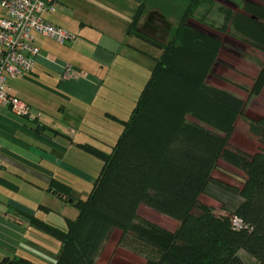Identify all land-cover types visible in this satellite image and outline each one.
<instances>
[{
	"label": "trees",
	"instance_id": "1",
	"mask_svg": "<svg viewBox=\"0 0 264 264\" xmlns=\"http://www.w3.org/2000/svg\"><path fill=\"white\" fill-rule=\"evenodd\" d=\"M197 3L188 0L182 5L187 13L181 21L193 14ZM243 8L242 15L253 26L246 29L237 22V27L264 52V7L245 1ZM144 10L145 3H141L130 29L162 52L154 59L128 119L121 121L110 150L87 146L101 160L91 190L74 203L71 187L54 181L50 191L76 204V218L67 219L64 232L36 218L33 222L58 237L61 252L55 264H95L114 229L137 243L127 245L145 258L137 264H245L240 250L256 264H264V116L248 122L258 143L256 151L232 146L228 138L236 118L245 113V101L205 83L212 72L217 40L190 27L188 20L185 25L193 35L184 26L171 31L157 10L147 12L139 26ZM161 33L169 39L162 41ZM263 86L261 68L251 94H258ZM219 163L240 171L242 183L234 185L215 177ZM208 183L242 201L230 213H216L204 200ZM139 206L173 220L176 226L170 230L139 215ZM0 264L33 263L5 257Z\"/></svg>",
	"mask_w": 264,
	"mask_h": 264
},
{
	"label": "crops",
	"instance_id": "2",
	"mask_svg": "<svg viewBox=\"0 0 264 264\" xmlns=\"http://www.w3.org/2000/svg\"><path fill=\"white\" fill-rule=\"evenodd\" d=\"M56 2L55 11L42 17L75 38L60 44L33 32L40 53L31 70L6 80L7 91L29 112L18 115L0 108V262L18 257L15 246L33 243L28 237L33 219L52 209L49 200L69 202L50 191L54 181L69 185L73 196L74 182L84 174L90 177L84 164L97 163L91 157L101 160L87 146L110 150L162 52L130 29L145 0ZM157 3L154 9L145 4L137 25L148 9L161 13V0ZM205 194L221 199L231 211L242 201L213 183L206 185ZM164 222L176 226L168 218ZM238 255L245 264H256L243 250Z\"/></svg>",
	"mask_w": 264,
	"mask_h": 264
},
{
	"label": "rangeland",
	"instance_id": "3",
	"mask_svg": "<svg viewBox=\"0 0 264 264\" xmlns=\"http://www.w3.org/2000/svg\"><path fill=\"white\" fill-rule=\"evenodd\" d=\"M159 1L145 0V4L149 5L150 9H154V3ZM185 2L187 3L188 0H161L160 11L170 24L171 31L178 26L188 27L185 22L189 20L196 23L201 29L204 28V30L210 31L220 39L212 36L218 42V50L216 57L212 61V72H208L205 83L209 86L223 88L245 101V113L242 116H238L234 121L228 141L238 149L254 152L258 149L257 140L249 132L248 122L249 119H257L264 115V86L255 95L251 94V89L254 79L261 68H264V52L250 43L239 31L243 28L250 29L253 26L247 23V19L242 15L245 13L243 8L245 0H198L193 14L191 16L186 15L181 21V15L184 12V15L187 13V9L182 6ZM150 9L147 12L151 11ZM237 22L243 23V28L237 27ZM188 29L190 28L188 27ZM191 30L188 34L191 33ZM160 35L162 41L169 39L167 34L163 35L161 33ZM190 35L193 34L191 33ZM204 36L208 37L207 35ZM203 40L205 41V39ZM91 159V161L95 160L97 163L92 162L93 165L89 166L84 164V173H87L90 177L88 178L84 174V177L77 179L74 182L75 186L72 187L76 191V194L73 195L76 198L74 203L86 198L99 173L101 161L96 160L94 157H91ZM214 176L234 185H240L244 178L240 171L226 166L224 163H219ZM62 200H58L55 203L53 202L56 200H49L53 201L51 203L52 209L47 214H39L38 220H44L45 223L53 225L64 232L68 229L67 219H75L78 210L76 204L64 203V200ZM204 200L213 205L216 213L231 212V209L225 206L226 204L219 198L205 194ZM138 213L167 229L174 227L171 223L166 224L164 222L165 216L145 206H139ZM34 227V231L28 234V237H33V243L15 246L17 256L25 258L33 264H55L61 252L58 237L53 235L51 231ZM122 237L123 240L121 241ZM127 245H137V243L129 236H122L120 230L114 229L101 249L95 264H137L145 260L143 256L129 249Z\"/></svg>",
	"mask_w": 264,
	"mask_h": 264
},
{
	"label": "built area",
	"instance_id": "4",
	"mask_svg": "<svg viewBox=\"0 0 264 264\" xmlns=\"http://www.w3.org/2000/svg\"><path fill=\"white\" fill-rule=\"evenodd\" d=\"M56 0H0V108L8 107L18 115H26L29 107L18 97L7 91L6 80L23 77L33 65L40 49L34 43L33 32L64 44L75 38L69 30L55 26L43 17L52 13ZM71 73L69 68L65 76ZM1 168V162H0ZM233 222L239 225V220Z\"/></svg>",
	"mask_w": 264,
	"mask_h": 264
},
{
	"label": "flooded vegetation",
	"instance_id": "5",
	"mask_svg": "<svg viewBox=\"0 0 264 264\" xmlns=\"http://www.w3.org/2000/svg\"><path fill=\"white\" fill-rule=\"evenodd\" d=\"M245 1H248V2H251V3H253V4H255L256 6H261V7H264V0H245ZM187 24L189 25V26H191V27H193V28H195V29H197V30H202L196 23H193L192 21H187ZM203 30H204V28H203ZM205 32H210V31H207V30H204ZM204 32V33H205ZM211 33V32H210ZM206 34H208V33H206ZM211 34H213V33H211ZM214 35V34H213ZM219 39V38H218ZM220 40V39H219ZM225 41H227V40H225Z\"/></svg>",
	"mask_w": 264,
	"mask_h": 264
},
{
	"label": "water",
	"instance_id": "6",
	"mask_svg": "<svg viewBox=\"0 0 264 264\" xmlns=\"http://www.w3.org/2000/svg\"><path fill=\"white\" fill-rule=\"evenodd\" d=\"M253 18L255 19V17H253ZM199 31H200V32H205L203 29H202V30L199 29ZM207 33H208V35H211V36H213V37H216L215 35L211 34L210 32H207ZM216 38H217V37H216ZM217 39H218V38H217Z\"/></svg>",
	"mask_w": 264,
	"mask_h": 264
}]
</instances>
